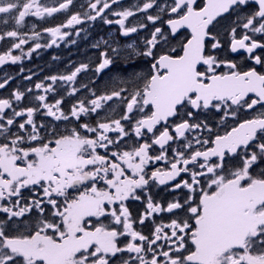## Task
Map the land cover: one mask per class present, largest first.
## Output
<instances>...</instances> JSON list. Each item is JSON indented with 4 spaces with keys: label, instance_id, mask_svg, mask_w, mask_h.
<instances>
[{
    "label": "snow or ice",
    "instance_id": "obj_1",
    "mask_svg": "<svg viewBox=\"0 0 264 264\" xmlns=\"http://www.w3.org/2000/svg\"><path fill=\"white\" fill-rule=\"evenodd\" d=\"M7 66L0 264H264V0H0Z\"/></svg>",
    "mask_w": 264,
    "mask_h": 264
},
{
    "label": "flooded vegetation",
    "instance_id": "obj_2",
    "mask_svg": "<svg viewBox=\"0 0 264 264\" xmlns=\"http://www.w3.org/2000/svg\"><path fill=\"white\" fill-rule=\"evenodd\" d=\"M123 2L127 5L130 3H134L135 0H123ZM34 20V18H30V22ZM59 22V21H57ZM11 27V25H9ZM108 28L109 26H104ZM96 31H103V29H95ZM88 31H92L89 29ZM74 39H77V44L72 45L68 44L65 45L61 42L59 48H50L46 50H41L39 55L33 54L31 59H24L22 64L24 65L26 71L21 75L29 74L28 70L30 69L32 72H35L36 75L33 77V83L36 82L38 79H42L45 75L52 74L57 71H64L66 65L69 62L73 64L79 63L81 61H88L94 60L97 52L95 49L91 48L88 45L87 41L81 40L73 36ZM123 40L124 38H120ZM57 56L58 59L53 61L52 57ZM18 71V67L15 66H7L2 71H0V76H3L5 72L16 76ZM83 82L87 83L89 80V75L81 76ZM27 81H22L19 78L15 83L11 84V87H16L18 84L27 85ZM10 88H6L5 90H0V96L7 95V92L10 91Z\"/></svg>",
    "mask_w": 264,
    "mask_h": 264
}]
</instances>
